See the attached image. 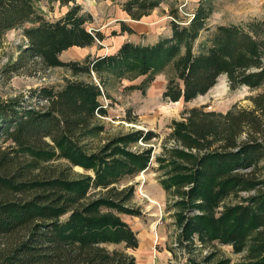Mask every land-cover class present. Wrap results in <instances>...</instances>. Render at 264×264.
Wrapping results in <instances>:
<instances>
[{
	"label": "trees",
	"instance_id": "trees-1",
	"mask_svg": "<svg viewBox=\"0 0 264 264\" xmlns=\"http://www.w3.org/2000/svg\"><path fill=\"white\" fill-rule=\"evenodd\" d=\"M37 1L0 0V48L13 29H22L27 40L3 73L39 62L65 67L71 77L0 98V134L12 143L10 152L0 153V237L18 235L0 246V264H138L128 251L139 247L138 233L120 216L140 214L127 204L136 188L118 191L114 184L149 168L152 148L136 152L129 146L149 143L158 133L133 129L90 151L88 139L104 130L101 116L108 110L101 99L109 96L110 79L143 76L138 88L146 92L158 74L169 72L163 97L172 102L208 93L221 76L231 89L264 87V16L218 25L197 50L209 30L211 0H201L186 21L172 6L170 35L64 61L62 52L99 44L106 35L87 27L92 15L77 0H47L69 6L56 20ZM162 2L126 0L123 9L140 20ZM122 22V31L134 33ZM251 101L252 107L234 105L226 112L205 104L185 109L172 120L171 144L155 155L186 264H231L218 257L217 243L241 255L235 264H264V90ZM75 166L93 174L75 173ZM99 187L107 190L89 198ZM205 247L212 249L203 254Z\"/></svg>",
	"mask_w": 264,
	"mask_h": 264
},
{
	"label": "rangeland",
	"instance_id": "rangeland-1",
	"mask_svg": "<svg viewBox=\"0 0 264 264\" xmlns=\"http://www.w3.org/2000/svg\"><path fill=\"white\" fill-rule=\"evenodd\" d=\"M125 1L77 0L82 5L83 12L92 15V19L86 24L87 27L101 30L106 37L101 43L90 47H71L61 53V59L64 61L83 60L88 54L111 53L127 38L147 42L155 40L157 36L167 35L171 31V7L178 9L179 20L186 21L201 0H163L159 7L140 20L131 18L123 9ZM211 2L214 11L208 22L209 30L204 31L198 39L197 50L218 25L238 23L264 16V0H211ZM36 5L51 20L62 17L69 9L67 5L47 0H39ZM122 21H126L127 24L143 32L132 34L122 31V23H124ZM26 43L22 29H13L7 33L4 44L0 48V98L2 99L28 94L30 89L40 86H59L64 84L67 77H71V72L65 67L49 68L39 62L33 63L18 73L5 75L4 67L11 59L16 58L19 46H24ZM99 45L102 47L99 48ZM168 76L169 72L158 74L146 92L138 88L143 81V76L131 79L112 77L107 85L109 96L101 99L108 110L106 116H101L104 130L98 136L89 138L87 144L90 151H96L112 138L133 129L154 130L158 133V137L149 143L139 140L129 146L136 152L152 148L149 168L136 176H126L114 184L118 191L130 185H135L136 188L134 197L127 204L137 209L140 214L120 213V216L138 233L139 247L128 249L135 255L138 264H186L185 249L176 246L175 243L178 226L173 214L174 207L170 206L169 195L160 184L161 171L157 169L158 162L155 161V155L163 150V144H171V141H168V135L171 132L172 120L181 119L185 109L204 104L208 105L209 109L222 112H226L234 105L252 107L251 97L264 90V87L250 89L246 86L231 89L226 76H221L218 83L208 93L190 102L184 100L172 102L163 97ZM11 145L12 143L0 134V153L10 152ZM59 161L65 165L68 163L64 159ZM73 172L92 173L80 166H75ZM106 190L102 187L92 189L89 192V198H95L105 193ZM12 197H23V195L16 194ZM21 236L23 232L19 233V237ZM16 237L18 235L1 236L0 246L14 242ZM107 246L110 249L123 248V244ZM210 249L212 248H203V254ZM217 249L218 257L230 258L231 264H235L241 257L240 254L233 252L230 245L217 243ZM202 252H198V256L202 255L200 254Z\"/></svg>",
	"mask_w": 264,
	"mask_h": 264
},
{
	"label": "crops",
	"instance_id": "crops-1",
	"mask_svg": "<svg viewBox=\"0 0 264 264\" xmlns=\"http://www.w3.org/2000/svg\"><path fill=\"white\" fill-rule=\"evenodd\" d=\"M125 22H126V21H125ZM126 24H127V23H126ZM127 25H129V24H127ZM129 26L132 27V28L134 29V33H132V34H135L136 32H137V33H141V32H143L142 30L137 29V28H136L135 26H133V25H129ZM171 32H172V30H171L170 33L167 34V35L157 36V38H155V40L147 41V42L133 41L132 38H127V39H125L124 41H133V42H136V43L151 44V43L156 42V41H157L160 37H162V36H168V35H170ZM118 48H119V47H118ZM118 48H117V49H118ZM117 49H116V50H117Z\"/></svg>",
	"mask_w": 264,
	"mask_h": 264
},
{
	"label": "built area",
	"instance_id": "built-area-1",
	"mask_svg": "<svg viewBox=\"0 0 264 264\" xmlns=\"http://www.w3.org/2000/svg\"><path fill=\"white\" fill-rule=\"evenodd\" d=\"M91 30V29H90ZM100 42V41H99ZM101 43V42H100Z\"/></svg>",
	"mask_w": 264,
	"mask_h": 264
}]
</instances>
